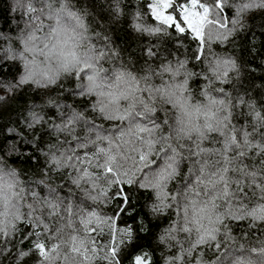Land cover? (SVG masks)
I'll return each mask as SVG.
<instances>
[{"label":"trees","instance_id":"obj_1","mask_svg":"<svg viewBox=\"0 0 264 264\" xmlns=\"http://www.w3.org/2000/svg\"><path fill=\"white\" fill-rule=\"evenodd\" d=\"M148 2L0 0V173L4 174L0 178L16 180L11 168L14 165L20 170L15 191L24 190L18 201L15 198L12 201L19 208L24 222L17 223L6 239L0 233V264H16L19 252L23 250H31V255L19 264H33L34 261L39 264H110L104 259L106 249L92 253L89 246L87 262L71 252L72 236H77L78 240L87 239L79 221L90 212H96L102 219L111 217L116 228L131 231L130 237L126 231L114 234L116 241H122L116 255L118 264H132L134 256L139 254L148 255L152 264H197V261L199 264H214L220 255L212 244L192 248L198 232L191 222L188 205L193 198L200 206L205 205V190L197 187V178L205 170L207 173L217 170L222 173V169L228 166L220 163L223 159L219 154L226 155L223 152L225 137H230L234 129L246 131L253 143H264V125L255 118L256 113L264 118V8L253 7L237 18L236 7L247 0H229L233 7H226L223 15L228 17L230 29L233 28L231 21L237 20L231 35L221 41L216 40L214 30H206L203 59H199L197 49L200 45L192 39L191 33L178 34L172 28L158 25L148 14ZM177 2L183 3L184 0ZM204 2L211 5L214 0ZM29 7L35 12H29ZM137 23L144 29L160 27V30L149 34V31L137 30L134 27ZM41 24L43 29L37 35L46 36L56 28L59 39L66 35L78 39L83 57H99L94 65L97 71H103H99V88L95 90L120 95L119 102L125 107L132 103L134 122L131 128L139 122L149 129L155 127L154 139L168 137L156 144V152H160L165 142V149L169 145L175 149V152H167L162 163L151 172L144 170L148 173V181L144 180V173H136L133 184L125 188L130 203L123 215L117 211L120 201L100 198L101 189L109 187L101 171L88 168L94 177L99 178L80 179L75 168L70 172L63 164L64 158L71 155L69 164L79 165L80 172H83L87 160L96 157L99 148L111 147V154L117 156L121 165L119 170L131 174V146L121 145L116 134L128 132L130 123L122 124L115 132L106 131L107 140L96 138L97 126L79 115L88 104L87 99L77 96L79 93L96 99L87 91L85 77L81 75L77 82L63 72L60 62L53 56L29 50L34 43L40 49L44 48L43 43L29 39ZM208 34L212 36L210 44ZM223 61H228V74L218 81L213 70L222 72L217 65ZM75 72L71 70L73 76ZM49 78L59 83L51 85ZM26 79L33 83H21ZM49 98L55 103L49 105ZM208 110L216 114L214 127L219 126L220 131L208 133L203 129L205 117L200 113ZM192 112L196 113L192 122L205 131L206 138L202 142L196 133H192L191 138H177L179 130L188 126L185 122L189 119L188 113ZM136 113L144 114L143 120L137 119ZM34 116L37 118L35 122ZM85 116L96 119L91 110L85 111ZM69 118L78 125L74 133L76 139L62 130L63 123ZM116 123L120 124V121ZM103 129H108V125L104 124ZM237 142L241 143L239 135ZM198 148L210 151L197 155ZM52 154L60 157L57 163H50ZM237 154L238 150L232 149L228 158L235 159ZM121 156L128 158L121 159ZM99 159L103 160V156ZM164 160L180 169V175L170 185L168 181L164 188L167 199L158 198L155 188L139 186L159 178ZM248 166H264V157L253 151L232 168L239 170ZM69 175L78 183H73ZM233 178L248 194L247 199L242 198V203L235 206L245 210L240 213L245 218L232 221L226 217L223 225H214L221 234H230L218 235L217 239L223 245L221 251L229 246H242L249 250L246 264H264V222L248 216L249 212L264 206V193L252 187L253 183L264 187V181L244 180L238 172ZM196 188L200 192L199 198L192 190ZM216 203L219 206L217 213L222 215L224 205L220 200ZM57 207L59 212L54 214ZM30 220L51 230L46 235L42 227L39 240L49 249L52 245H59L56 252H51L55 260L38 256L33 249L36 237L28 224ZM203 223L209 227L207 219ZM185 226L190 227L191 232H185ZM112 238L107 227L95 237L98 247L108 245Z\"/></svg>","mask_w":264,"mask_h":264},{"label":"snow or ice","instance_id":"obj_2","mask_svg":"<svg viewBox=\"0 0 264 264\" xmlns=\"http://www.w3.org/2000/svg\"><path fill=\"white\" fill-rule=\"evenodd\" d=\"M264 5V0H247V2L242 3L236 7V17L239 18L241 13L253 8ZM232 8L233 5L229 3V0H214V3L209 5L204 2V0H184L183 3H178L177 0H149L147 4V11L151 18L160 26H165L166 28H172L178 34H184L190 32L192 39L199 42L200 47L197 49L198 58L203 59L202 53L204 50V45L206 41V30L212 29L216 33V40H226L229 35H231L232 30L237 22L236 19L231 21L233 28H229L228 17L223 15L225 8ZM29 12H35L34 8L29 7ZM139 18V17H137ZM137 30L149 31V34H155L160 30V27L152 29H144L141 24L137 23L134 25ZM43 25H39L34 29L29 39L33 42L41 41L44 43V48L40 49L35 43L33 47L29 49L30 51H40L46 56L60 55L63 57L64 66L71 70H75L77 75L80 77L83 75L89 80H94L97 73V69L94 65V61L99 59V57H83L81 58L75 50H71L66 55L62 51L63 48L67 47L66 43L61 42L59 39V33L56 28L50 30L47 36H39L37 32L42 31ZM207 42L212 43V36L207 35ZM59 50V51H58ZM151 55V51L148 53ZM217 69H222L221 71L213 70V75L217 77V80H223L228 74V61H223L218 63ZM24 81H21L23 83ZM50 83H54V79L49 78ZM223 91V90H218ZM222 103V101H221ZM137 119L143 120L144 114L136 113ZM255 118L258 123L264 125V118L261 117L260 113L255 114ZM36 117H33V122L36 121ZM119 120L127 119L133 123L132 114L131 115H121L117 117ZM209 119V117H205ZM217 131H220L219 126L216 127ZM155 127L149 129L144 127H137L134 132H122L119 140L121 145L131 146L129 151V157L133 160V170L131 174L127 171H120L121 165L118 163L117 156L111 154V147L99 148L96 153V157L87 160V167L84 169L85 178L89 180L98 179L99 177H94L92 173L88 171V168H96L101 171L104 178L107 180L109 187L103 188L100 191V198L109 199L111 201H120L117 205V211L123 215L127 213L128 205L130 203L128 196L126 195L125 188L128 185L133 184V178L136 173H144V180L148 181V173L144 170H151L162 163V158L165 157L167 152H175V149L168 146L167 149L161 148L160 152L155 151L156 144L161 142V140H167L168 137H160L159 139L153 138V132ZM223 136V132L220 133ZM255 134V133H254ZM239 135V147L237 143V136ZM126 137V138H125ZM137 145L139 147H137ZM225 145L223 147V152L226 153L223 160L220 161L221 164L228 165L222 169L223 179H218L217 183L212 186L208 191H204L205 196V211L208 213L206 219L208 221L209 227H204L201 224H197L196 229L198 232L197 238L192 245L193 249L203 247L208 244H212L215 250L220 253L217 256L214 264H246V252L249 250L240 247H225L221 251L223 245L217 239L218 235L229 236L228 233L221 234L219 228L214 225H223L225 216H227L232 221H240L245 217L240 213L245 211L244 209L236 208V205L242 203V198L247 199L248 194L245 191L244 186L237 180L233 178L234 173L238 172V175L244 180L264 181V166L260 168H254L253 166L248 168H241L239 170L233 169L232 165L239 163L241 160H245L249 157V153L255 152L257 156L264 157V143L256 142L253 143L249 139V134L243 129H234L230 137H225ZM119 147V146H118ZM238 150V154L235 159H229L231 155V150ZM126 150H128L126 148ZM204 152L203 148H198L196 154L202 155ZM134 153V155H133ZM103 156V160L99 157ZM121 159H126L128 157L121 156ZM169 160L171 157L168 158ZM164 167L160 169L159 178L155 182L140 183V188H155L157 189V197H162L167 199L168 193L164 191L167 187L168 181L175 174V169L171 163L167 160L163 161ZM216 176L219 177L221 172H215ZM189 175H191V170H189ZM124 177V179H122ZM213 178V172H209L207 176L201 175L196 181L198 188H205L206 185H202L201 181ZM252 187L259 188L261 193H264V187H260L258 184L253 183ZM195 195L199 198V195L195 192ZM210 197H212L210 199ZM175 199V197H173ZM217 200H220L222 204L226 207L224 215L217 213L218 205ZM167 207V205H163ZM248 216L254 221L264 222V206L253 210L248 213ZM39 220V218H36ZM79 223L82 225L85 231V236L87 239L78 240L77 236L72 238L71 252L75 255L81 256L85 261H88L89 246L92 253H98L99 250L106 249V254L104 259L109 261L110 264H118L116 261V255L119 249V244L122 241H116L114 234L117 232L124 233L131 236L130 230L118 229L115 226V221L113 218L108 217L102 219L96 212H90L85 218H82ZM28 224L33 229L32 235L36 237V242L33 244V249L37 251L40 256L47 257L49 252L54 250L57 245H52L49 249L46 247L45 242L40 241L39 237L43 234L41 228L44 227L41 223H33L31 220ZM107 227L110 237H113L108 245L100 244L97 246L96 236L103 233L104 228ZM174 230V229H173ZM191 228L185 226V232H191ZM44 231H47L44 227ZM3 238H7V233H3ZM191 254V252L189 253ZM132 264H152L151 259L148 255L139 254L134 256ZM199 264V261H197Z\"/></svg>","mask_w":264,"mask_h":264},{"label":"clouds","instance_id":"obj_3","mask_svg":"<svg viewBox=\"0 0 264 264\" xmlns=\"http://www.w3.org/2000/svg\"><path fill=\"white\" fill-rule=\"evenodd\" d=\"M259 7L264 8V5H261ZM117 11H120L119 8L117 9ZM60 41L66 43V45H67V47L62 49V51L64 52L65 55L74 49L75 52L77 53V55H79L81 58H83V53L79 49L78 39H74V37H72L71 35H66L62 39H60ZM113 54L115 55V53H113ZM53 57L60 62V67L62 68L63 72L68 73L70 78L74 77L77 82L80 81V77L77 75L76 72H75V75L73 76L71 74V69L66 68L64 66L62 56L54 55ZM99 71H103V69H100ZM99 71H97L94 80H89V79L85 78V81L88 84L87 91L91 92L92 95H95L96 99L92 100L91 95H85L84 93H79L77 95L79 98H84V99L88 100V104L85 106L84 109H85V111L91 110L93 112V114L95 115L96 119L93 120L90 116H85V111H81L79 113V115L81 118L87 120L89 123L95 124L97 126L95 129L97 131V137H96L97 139L107 140L108 136H106L104 134L106 131H108L110 129L112 132H115L116 129L120 128V126L122 124L126 125L127 123H130V121L127 119L119 120V119H117V117H119L121 115H125V114L131 115L132 103H130L127 107H125L124 105H121L119 102L121 99L120 95H117L114 92H109V91H103V90L96 91L95 89L99 88V84L97 83ZM54 81H55L54 83H50V84L55 85V84L59 83V81H57V80H54ZM23 83L27 84V83H33V82L30 79H26V80H24ZM47 103L49 105H52L55 103V101L53 99L49 98L47 100ZM185 111H187V110H185ZM197 111H199V110H197ZM106 113H111V115H106ZM200 114L203 115L204 117H209V119H205L203 129L207 130L208 133L217 131L216 127H214V121L216 120V114L214 112H212L211 110H208L206 112H202ZM188 116H189V119L185 122L188 126L186 128H181L179 130V132L177 133V138L178 139H183L185 137L191 138V134L196 133L198 138H200L201 142H202V139L206 138L205 131L202 130L201 126L192 122L196 118V113H194V112L188 113ZM116 121H120V124H117ZM104 124L108 125V129H103ZM137 127L147 128V126L140 125L139 122H137V124L134 125L132 128H130L128 130V132H134V130ZM77 128H78V125L76 124V121L69 118L67 120V122L63 123V129L62 130L66 134L71 136L73 139H76L74 133L76 132ZM122 132L123 131L116 133L117 138L120 137ZM180 133H182L183 136H180ZM53 134H55V133H53ZM110 134H111V132H109V135ZM233 142L237 143L238 147L240 146L238 142H236V141H233ZM166 146H167V142H165V145L162 146V148H165ZM224 147H227V145L224 144ZM204 151H210V150L204 149ZM0 159H2V158H0ZM59 160H60V157H56L55 154H52V156L50 158V163H57ZM70 161H72V156L71 155L66 156L64 158L63 166L69 167L70 172H71L72 168H75V170L80 174V179H84L85 178V172L84 171L80 172V166L79 165H76L75 163L69 164ZM62 167H61V170H62ZM11 168H12L13 174L16 177V180L0 178V233H7V235H10L13 232V230L17 226V223H23L24 222L23 217L20 214L19 208L17 207V205H14L12 203L14 198L17 199V201H18L20 195L24 191L23 188H21L19 193L15 191L16 187L18 186L16 181H18L20 179V177H19V171L20 170L17 167H15L14 165H11ZM174 169H175V174L172 176L171 180H169V185L171 184L172 180H175L176 177L180 175L179 167H175ZM53 171L55 172L56 169H54ZM217 171L219 172V170H217ZM202 174L207 176L208 173L205 170L202 172ZM3 175H4L3 173H0V177H3ZM45 175L47 176V170H45ZM68 178L72 179L73 183H78V181L75 178L71 177V175H69ZM199 178L200 177H198L197 179H199ZM218 179H223V173H221V175L219 177L216 176V173H213V178L201 181L202 185H206L204 190L208 191V189H210L212 186H214L217 183ZM189 187L192 188L191 185ZM192 190L200 196V192H199L198 188L192 189ZM173 197H175V196H173ZM211 198L212 197H210V199ZM188 207L191 209V213H192L191 222H192L193 226L196 227L197 224H201L205 227L203 221L206 219V217L208 215V213L205 211L206 206L205 205L200 206L198 204L197 200L193 198L190 200ZM58 212H59V208L57 207L55 209L54 214H57ZM73 237L74 236L71 237V241H72ZM58 247H59V245H57V247L54 250L50 251L48 256L44 257V258L48 259L50 257L52 260H55L56 257L51 256V252H56ZM30 255H31V250L20 251L19 256L17 257V260H16V264H19V261L25 259L26 257H29ZM37 255L40 256V254L38 252H37ZM33 264H39V262L34 261Z\"/></svg>","mask_w":264,"mask_h":264},{"label":"rangeland","instance_id":"obj_4","mask_svg":"<svg viewBox=\"0 0 264 264\" xmlns=\"http://www.w3.org/2000/svg\"><path fill=\"white\" fill-rule=\"evenodd\" d=\"M47 36V35H46ZM40 43H43V42H41V41H39ZM44 44V43H43ZM219 158L220 159H223L224 158V154L223 153H220L219 154ZM37 193V192H36ZM36 193H34V199L36 200V197H37V195H36ZM225 211H226V207L225 206H223V208H222V215H224L225 214ZM227 216H225V218H226ZM72 229H74V228H72ZM51 230H49V227H47V231H45L44 233L47 235L49 232H50ZM85 234V233H84Z\"/></svg>","mask_w":264,"mask_h":264}]
</instances>
